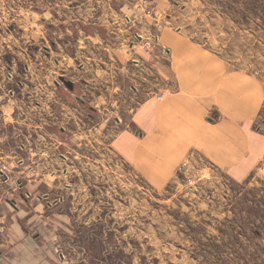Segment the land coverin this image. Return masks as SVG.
<instances>
[{
	"label": "rangeland",
	"instance_id": "374dc122",
	"mask_svg": "<svg viewBox=\"0 0 264 264\" xmlns=\"http://www.w3.org/2000/svg\"><path fill=\"white\" fill-rule=\"evenodd\" d=\"M195 55L223 77L220 146L138 162L136 114ZM2 166L5 253L25 235L51 264H264V0H0Z\"/></svg>",
	"mask_w": 264,
	"mask_h": 264
},
{
	"label": "crops",
	"instance_id": "0c3cea01",
	"mask_svg": "<svg viewBox=\"0 0 264 264\" xmlns=\"http://www.w3.org/2000/svg\"><path fill=\"white\" fill-rule=\"evenodd\" d=\"M208 61V58H205L201 55H195V57H192L189 62H187V66H183L184 68L182 67L184 70L183 78L181 75V70L172 71V73L176 76L180 93L176 94L172 98L165 100L163 103L154 101H149V103L147 102L148 104H146L142 110V118H140L139 113L136 114L137 116L135 121L139 123L143 122L142 125H139L149 133L148 135H150L148 140H146L143 145L139 146V148L135 152V156L138 162L139 160H143L144 162L147 157H153V155L150 154L160 155L161 153L165 152L169 154L167 157V161L176 164L174 166L176 167L180 164V161L183 160L185 154L191 148V146H193V143L202 145L204 139H207L206 142H208V140H211L213 146H220V144L216 142V140L219 139V137H217L218 133L214 134V131L208 136V132L210 129L205 123V120L214 125L213 122L215 120L212 118L209 119L206 116L208 114V106L212 104V102L209 101L208 97L213 96L216 85L218 84V82H221L220 77L222 76L220 75V71L218 69V71L214 69L208 71ZM191 68L195 70L190 71ZM167 72L164 71V74L167 75ZM210 72L211 76H213L210 77L212 78L211 80L207 76ZM239 78L240 77H231V83H234L238 80L240 81ZM61 79H65L66 81L71 82L73 85V89L69 90L71 92L75 91L77 86H75L74 82L68 80L65 77H62ZM84 82L86 84H89L87 81ZM238 89L240 92V88ZM166 95L167 93L165 94V96ZM219 96H221L222 99H224L225 97L224 94ZM226 98L227 100L233 99V97L229 94L226 95ZM62 101V109L71 111L70 106L66 104L67 101ZM238 111H245V109L240 108V110ZM66 120L67 123H65L64 116L63 114H61L60 121H48L45 129L53 127L54 125H57L59 123L61 126H66L70 121L68 115H66ZM233 127L235 126L233 125ZM143 135L145 138V132ZM126 140L128 141V138H122L119 141L120 143L122 142L121 146L124 145L123 141H125V143L127 142ZM54 145L57 146L58 142L55 141ZM123 149L126 150L125 146H123ZM132 155L134 156V153ZM157 159L158 157L155 158V156L152 158L153 162ZM39 186L40 185L33 187L34 189L32 190H37ZM29 193H31L33 196L34 192L30 190ZM40 198H46V201L51 200L50 195L47 194L44 195V197L38 196L39 200H41ZM22 201H24V206H22L27 207L25 206V204H27L30 200L23 199ZM19 207H21V205ZM52 207L53 204L47 203V208ZM18 231L19 230L15 229L14 233ZM26 238L27 237L23 235L17 240V242L14 241L11 250L7 251V253H5V250L4 252L0 251V264H51L49 260H47V257L44 258L41 252L38 251L41 248L37 244L28 241ZM5 254H7V257L4 256Z\"/></svg>",
	"mask_w": 264,
	"mask_h": 264
},
{
	"label": "built area",
	"instance_id": "2783aa9c",
	"mask_svg": "<svg viewBox=\"0 0 264 264\" xmlns=\"http://www.w3.org/2000/svg\"><path fill=\"white\" fill-rule=\"evenodd\" d=\"M63 80H65V79H63ZM52 174L53 173H51V175ZM0 176H2L3 178H5L4 180L10 179V177H9V169L6 166L0 167ZM31 198H32V194L31 193H29V192L28 193H25V195H24V199L25 200H30ZM40 199H42V198H40ZM44 199L47 200L46 198H44ZM55 202H57V201H55ZM13 204H14V207L15 208L19 207V204L17 206V201H14ZM5 239H6V226L0 224V247L4 245Z\"/></svg>",
	"mask_w": 264,
	"mask_h": 264
},
{
	"label": "water",
	"instance_id": "95a60500",
	"mask_svg": "<svg viewBox=\"0 0 264 264\" xmlns=\"http://www.w3.org/2000/svg\"><path fill=\"white\" fill-rule=\"evenodd\" d=\"M63 82H64V84L66 85L67 88H69L70 90L73 89V85H72L71 82H68V81H66V80H63Z\"/></svg>",
	"mask_w": 264,
	"mask_h": 264
},
{
	"label": "bare ground",
	"instance_id": "6f19581e",
	"mask_svg": "<svg viewBox=\"0 0 264 264\" xmlns=\"http://www.w3.org/2000/svg\"><path fill=\"white\" fill-rule=\"evenodd\" d=\"M151 132V131H150Z\"/></svg>",
	"mask_w": 264,
	"mask_h": 264
}]
</instances>
